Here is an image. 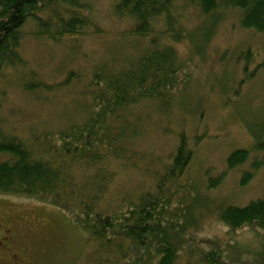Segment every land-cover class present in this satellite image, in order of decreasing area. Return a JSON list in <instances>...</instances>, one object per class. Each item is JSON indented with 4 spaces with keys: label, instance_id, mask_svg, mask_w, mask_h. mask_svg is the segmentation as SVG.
I'll use <instances>...</instances> for the list:
<instances>
[{
    "label": "rangeland",
    "instance_id": "374dc122",
    "mask_svg": "<svg viewBox=\"0 0 264 264\" xmlns=\"http://www.w3.org/2000/svg\"><path fill=\"white\" fill-rule=\"evenodd\" d=\"M87 1L101 32H89L90 27L85 34L53 41L32 34V19L23 26L21 53L54 86L39 98L17 83L6 84L0 117L13 132L38 135L83 123L85 115L96 112L92 107L96 91L104 87L102 67L125 69L154 46L150 36L125 34L133 20L114 14L115 0ZM223 14L210 31V20L199 8H186L181 41L168 40L177 47L186 80L167 109L159 111L157 100H140L116 109L99 130L100 135H105L103 129L109 132L99 145L106 165L101 172L109 173V179L98 205L119 216L124 199H138L145 192L159 195L162 185L169 206L156 229L165 225L175 233L178 226L173 228L169 218H180L179 226L186 223L178 264H206L198 249L211 247L221 252L224 264H264V227L231 228L219 216L227 204L244 205L264 196V148L253 149L237 167L227 164L233 150L257 144L256 131L264 121V32L243 27L239 9ZM243 55L250 59L247 69ZM70 72L73 78L67 82ZM182 136L192 148V159L181 175L166 177ZM7 156L0 152V159ZM77 169L81 180L87 177ZM72 216L71 210L50 201L0 190V223L12 228V252L21 258L17 264L122 262L116 251L100 253L98 240ZM118 239L127 247L126 255L139 257L134 242Z\"/></svg>",
    "mask_w": 264,
    "mask_h": 264
},
{
    "label": "trees",
    "instance_id": "16d2710c",
    "mask_svg": "<svg viewBox=\"0 0 264 264\" xmlns=\"http://www.w3.org/2000/svg\"><path fill=\"white\" fill-rule=\"evenodd\" d=\"M189 5L199 8L201 15L210 20V31L224 12L239 9L243 27L264 32V0H115L114 14L133 20L125 34L150 36L154 46L136 55L125 69L102 67L104 87L95 93L92 108L96 112L85 115L83 123L68 124L57 132L42 130L38 135L27 136L8 129L0 117V152L8 154L0 159V190L38 197L71 210L78 226L98 240L100 253L121 254L122 262L116 264H178L186 223L179 226L180 218H169V222L175 223L173 228L178 226L175 233L165 225L156 229L155 225L160 224L159 218H164L163 213L169 206L162 185H158L159 195L145 192L138 199L132 198L135 196L124 199L121 203L124 212L119 216L98 205L107 187L103 184L109 179V173L101 172L106 165L105 155L99 148L100 141H106L105 135L109 132L106 128L102 130L105 135H100L99 130L105 128L106 117L116 109L127 108L140 100H157L159 111L170 106L186 79L181 74L183 68L177 47L168 40L181 41L185 31L182 19ZM31 19L35 22L32 34L53 41L85 34L90 27L89 32H101L87 0H0V94L5 95L8 82L17 83L22 90L39 98L41 91L52 90L54 86L39 76L21 53L23 26ZM72 74L69 73L67 82ZM2 105L0 100V110ZM256 134L258 140L254 147L236 148L228 155V168L247 161L253 149L264 148V121ZM180 141L166 177L181 175L192 159L193 151L186 136ZM77 168L88 178L81 180ZM246 174L252 176L253 171ZM219 216L231 228L264 227V196L244 205L227 204ZM119 237L134 242L139 259L134 258L135 254L126 255L127 247L119 242ZM199 250L206 264L225 263L217 248Z\"/></svg>",
    "mask_w": 264,
    "mask_h": 264
},
{
    "label": "flooded vegetation",
    "instance_id": "af4514ba",
    "mask_svg": "<svg viewBox=\"0 0 264 264\" xmlns=\"http://www.w3.org/2000/svg\"><path fill=\"white\" fill-rule=\"evenodd\" d=\"M0 229V264H3V262L20 263V256L12 252L11 243L14 239L12 228L0 223Z\"/></svg>",
    "mask_w": 264,
    "mask_h": 264
},
{
    "label": "bare ground",
    "instance_id": "6f19581e",
    "mask_svg": "<svg viewBox=\"0 0 264 264\" xmlns=\"http://www.w3.org/2000/svg\"><path fill=\"white\" fill-rule=\"evenodd\" d=\"M225 13H227V12H225ZM255 30H256V29H255ZM243 57H244V55H243ZM244 59H245L244 67L248 68V67H249V60H250V59H246L245 57H244ZM244 83H245V78H243V79L241 80V84H239V85H242V84H244Z\"/></svg>",
    "mask_w": 264,
    "mask_h": 264
}]
</instances>
